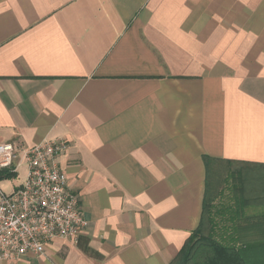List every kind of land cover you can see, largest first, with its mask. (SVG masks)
Here are the masks:
<instances>
[{
  "label": "crops",
  "instance_id": "crops-1",
  "mask_svg": "<svg viewBox=\"0 0 264 264\" xmlns=\"http://www.w3.org/2000/svg\"><path fill=\"white\" fill-rule=\"evenodd\" d=\"M53 139L87 226L0 264H171L203 156L264 175V0H0V142Z\"/></svg>",
  "mask_w": 264,
  "mask_h": 264
},
{
  "label": "built area",
  "instance_id": "built-area-1",
  "mask_svg": "<svg viewBox=\"0 0 264 264\" xmlns=\"http://www.w3.org/2000/svg\"><path fill=\"white\" fill-rule=\"evenodd\" d=\"M68 147L61 139L32 147L0 142V172L16 174L21 164L27 169L15 191L0 190V261H16L27 253L41 256L52 240L73 241L86 228L80 200L57 164Z\"/></svg>",
  "mask_w": 264,
  "mask_h": 264
},
{
  "label": "trees",
  "instance_id": "trees-1",
  "mask_svg": "<svg viewBox=\"0 0 264 264\" xmlns=\"http://www.w3.org/2000/svg\"><path fill=\"white\" fill-rule=\"evenodd\" d=\"M202 160L206 181L200 222L171 264H264V182L251 186L248 178L261 174H242L244 166H260L223 161L222 173L217 160ZM227 176L237 186L231 185L227 203L218 209L214 205L224 195ZM14 177L0 172V179Z\"/></svg>",
  "mask_w": 264,
  "mask_h": 264
},
{
  "label": "rangeland",
  "instance_id": "rangeland-1",
  "mask_svg": "<svg viewBox=\"0 0 264 264\" xmlns=\"http://www.w3.org/2000/svg\"><path fill=\"white\" fill-rule=\"evenodd\" d=\"M220 167H222L223 168V170H222V173H224V171L226 170V167L224 166V165H222V166H220ZM236 167L237 166H231L230 168V170H235L236 169ZM229 170V169H228ZM258 170L259 169H253V168H244L242 171H243V173L242 174H259L258 173ZM227 174H228V171H227ZM231 174V173H230ZM248 180H249V182H250V185L251 186H253L254 185V183L253 182H255V184L256 183H263L264 182V176H262V175H260V176H254V175H252L251 177H249L248 178ZM224 189H223V194L225 195H223L220 199H217V201H216V203H215V208H218V209H220V207H221V205H223V204H225V203H227V197L229 196V193H230V187H231V185L232 184H234V185H236L237 186V183H234V180H231V178L229 177V176H227L226 178H225V180H224Z\"/></svg>",
  "mask_w": 264,
  "mask_h": 264
}]
</instances>
